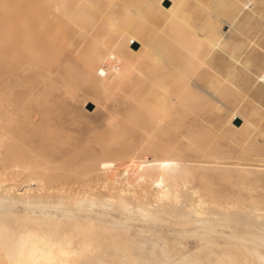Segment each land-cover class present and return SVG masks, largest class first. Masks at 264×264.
<instances>
[{"label":"bare ground","instance_id":"obj_1","mask_svg":"<svg viewBox=\"0 0 264 264\" xmlns=\"http://www.w3.org/2000/svg\"><path fill=\"white\" fill-rule=\"evenodd\" d=\"M190 2L144 0L134 20L146 23L151 19L152 25L148 35L138 39L133 22L121 24L115 17L120 8L132 5L130 0H46L53 17L75 25V35H83L78 26L81 22L91 24L98 16L106 20L101 30L108 39L125 42L126 51H102L99 66L109 76L103 87L138 88L142 93L136 100L144 115L143 125L137 127L143 135L142 144L130 146L128 153L112 155L106 151L83 165L53 159L43 145L25 135L23 125L38 133L42 127L26 114L17 119L22 105L11 111L6 100H0V264H189L190 254L183 256L185 246L178 238L160 236L148 250L147 243L121 239L114 233L123 229V220L131 219L171 227L200 225L206 232L200 237L205 245L195 252L202 254L215 245L211 233L232 223L238 212L234 210L243 203L220 196L205 173L207 168L181 164L178 144L170 145L162 137L186 126L188 133L181 138L202 161L216 165L226 160L215 149L219 133L214 130L210 139L200 140L190 129V117L211 110L219 116L227 114L231 132L259 131L264 141L262 105L250 95L257 86L264 87V71L255 72L254 56L261 34L255 23L263 19L264 0H193L191 7ZM169 24L171 35L165 32ZM224 26L229 30L224 31ZM164 38L173 44L176 56L158 53L157 45ZM248 104L252 106L249 111L243 108ZM171 113L179 118L177 126L171 123ZM136 115L130 113L128 120L135 127ZM117 123V117L108 121L114 134ZM247 141L243 153L256 155L253 149L257 143ZM114 144L115 135L106 148ZM96 188L109 191L95 193ZM186 197L191 203L187 212L171 205V211L164 209L165 204H179ZM17 207L23 212L18 213ZM77 212L109 218L117 212L121 218L118 222H98L80 218ZM245 215L242 225L246 228L253 225L252 217L258 220L256 240L264 246V206L254 204ZM201 258L190 264H264V251L239 244L223 254L211 248L205 262Z\"/></svg>","mask_w":264,"mask_h":264},{"label":"rangeland","instance_id":"obj_2","mask_svg":"<svg viewBox=\"0 0 264 264\" xmlns=\"http://www.w3.org/2000/svg\"><path fill=\"white\" fill-rule=\"evenodd\" d=\"M130 1V7L120 8L116 13V20L121 24L133 22L135 36L138 39L145 38L151 29V19L146 23L134 20V15L142 7L144 0ZM167 3H164V6H167ZM191 3L193 0L189 4L190 7L193 5ZM262 14L263 19L255 23L261 32L257 41L258 49L254 55L255 72L258 74L264 71V5ZM96 18L98 19L91 24L86 20L81 22L78 26L83 35H75V25L53 17L49 13L46 0H0V100L5 99L6 108L11 111L22 105L20 118L18 116L17 119H23L26 114L37 126L42 127L43 131L38 133L35 129L23 125L25 135L33 139L38 146L43 145L50 157L67 159L77 165H83L88 159L98 158L106 151L112 155L131 152L132 147L141 146L143 138L137 128L142 126L144 121L143 109L136 101L142 96L139 89L132 90L124 86L103 87L104 79L109 76L99 66L100 53L105 50L126 51L127 48L124 41L115 42L108 39V35L101 30L106 20L98 16ZM155 21L153 19L152 22ZM223 29L229 30L226 26ZM165 32L167 35L172 34L171 24L166 26ZM105 37L107 39H104ZM157 50L164 56H176L173 44L166 38L159 41ZM218 60L222 65V57ZM250 95L253 96V101L262 105L264 116V87L257 86ZM243 108L250 110L252 106L248 104ZM132 112H137L136 127L128 123L129 114ZM112 117L118 119L116 134L108 127V121ZM189 121L190 129L192 128L200 140L210 139L214 130L220 134L215 149L226 160L219 162V165L202 161L193 150L187 148V141L181 138V134L188 133L186 126H179V132L173 130L166 133L162 137L163 141L170 145L178 144V152L183 155L181 164L187 163L192 167L204 165L212 188L220 196L233 203H243L234 210L242 215L237 212L232 223L211 233L215 245L221 247L220 249L213 245L212 251L223 254L239 244L260 247L264 251V246L256 240L257 219H250L253 224L251 227L242 225L247 217L245 214L252 205L264 206V141L259 136V131L252 134L245 129L231 132L230 127L226 125L227 114L219 116L211 110L201 111L198 115L190 117ZM179 122V118L171 113V123L177 126ZM262 129L264 130V121L260 126V130ZM113 135L117 137V144L106 148V143ZM246 139L250 145L257 143L253 149L257 152L256 155L243 153L242 146ZM198 183L197 181L196 184ZM118 184L123 187L122 182ZM107 191L108 188L94 190L95 193ZM190 204V197H186L182 203L165 204L164 209L166 212L172 208L187 212ZM15 210L18 213L23 212L21 207ZM210 210L217 211L212 207ZM76 214L81 216L80 218L91 217L98 222H118L121 218L117 212L112 213L113 218L97 213ZM123 221L124 232H115L114 236L147 243L148 250L152 249L153 242L159 241L160 236L178 238L185 246L183 256L190 254L187 255L189 264L197 257H202L205 262L211 249L203 251L202 254L195 252L197 248L205 245L200 237L206 232L200 225L171 227L133 219ZM147 230L152 232L143 234ZM194 236H197L196 239ZM243 237L249 240L246 241ZM212 257L216 259L215 256Z\"/></svg>","mask_w":264,"mask_h":264},{"label":"water","instance_id":"obj_3","mask_svg":"<svg viewBox=\"0 0 264 264\" xmlns=\"http://www.w3.org/2000/svg\"><path fill=\"white\" fill-rule=\"evenodd\" d=\"M167 5H168V3H167ZM134 47L137 48L138 44H135ZM237 124H240V121H237Z\"/></svg>","mask_w":264,"mask_h":264}]
</instances>
